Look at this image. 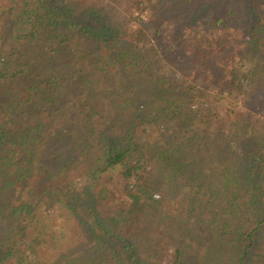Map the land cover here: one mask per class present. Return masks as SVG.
<instances>
[{"label":"trees","instance_id":"trees-1","mask_svg":"<svg viewBox=\"0 0 264 264\" xmlns=\"http://www.w3.org/2000/svg\"><path fill=\"white\" fill-rule=\"evenodd\" d=\"M9 1L0 264H264V95L248 110L264 91V0ZM112 3L147 18L118 24ZM189 6L205 12L197 28L175 16ZM163 33L180 67L163 70L154 44L130 41ZM212 84L241 103L198 120ZM115 169L121 195L95 190ZM54 210L74 221L66 243Z\"/></svg>","mask_w":264,"mask_h":264},{"label":"rangeland","instance_id":"rangeland-1","mask_svg":"<svg viewBox=\"0 0 264 264\" xmlns=\"http://www.w3.org/2000/svg\"><path fill=\"white\" fill-rule=\"evenodd\" d=\"M122 2H124L125 0H120ZM9 0H0V18L4 17V13L3 10H6V8L9 6ZM115 2V1H114ZM112 6L114 7V11L116 12L114 20L116 23L118 24H122V25H126V27H131L132 29H134L135 27L141 25V18L142 19H146L147 18V14H142L140 16V19L137 17V13L134 12L132 14H125L123 13V11H121L119 9L118 6H115L112 3ZM189 11L187 12V10L185 12L181 11L178 12L175 16H179V18L181 17H190L191 20H193L194 18L192 17H196V24H195V28H197L199 22H200V17L205 13H203V11L197 10L194 6H189L188 7ZM207 11V10H205ZM207 15L205 14V17ZM178 19V18H177ZM203 20V19H201ZM167 27V28H166ZM165 27L166 32H169V36L173 34H176V29L174 27V25H171V30H168V27H170V23L168 26ZM133 34V33H132ZM138 38V37H137ZM166 38H167V34L163 33L162 36L156 37V38H152L151 36H145L142 38V40H140L139 38L136 39L134 36L132 37V39H130V41L133 43H140L142 46L146 45L147 47H151V44H154L157 48V50L159 51L158 55H162L163 56V60L162 61H157L156 63L159 64V66H161V68L163 70H169V69H175L176 67H180L183 60L181 59L180 61H173L171 59H169V57L166 55H163V52L161 49H164L165 46L168 45V48H171V43L167 42L166 43ZM172 37L170 36V39ZM167 40H169L167 38ZM129 41V40H128ZM158 57V56H156ZM160 69V71L162 70ZM116 79H113L112 81H115ZM122 79L117 78V81L119 83H123L121 81ZM175 80L177 81L178 86H186V82H188V80L186 79V77L184 76H176ZM111 81V83H112ZM199 83V79L197 80ZM214 84H212V86L208 87L207 86V91L205 92V98L204 101H206L202 106H200L198 109L199 111L196 113V118L199 119H205L207 118V115L210 114L212 111H210L208 109V107H214V109L218 112H223V110H227V109H231L233 106L235 107L239 102L237 99H233L232 97H230L227 92H226V87L222 86V87H215L213 86ZM257 90V88L255 89ZM264 95V91H254V93L252 95H250V101H251V108L249 107L248 110L252 111V112H259L258 110V103L257 100L258 98H260L261 96ZM197 109V108H195ZM257 109V110H256ZM264 112V110H263ZM139 114H143L142 112H140ZM264 114V113H263ZM254 115V114H253ZM252 116V115H251ZM250 115L248 116V118L250 119H254L252 118ZM260 121H264V115H261V117L259 118ZM148 126L146 125H138L136 131L139 134L140 137H144L147 132V130L144 129V127H147V129L149 131H152V128H150V124L147 123ZM200 133L201 136L203 137H208V135L210 134V129H209V124H200ZM170 127V125L168 126ZM202 142H205V138L202 140ZM203 144L198 146V150H199V154L200 156H205L206 151L205 148L202 147ZM121 178L119 177V170L115 169L112 171H109L105 174H103L98 181L96 182L94 189L98 190V189H107L110 190L111 192L115 193L116 196H120V188H121ZM156 197H158V195H155ZM53 212V217L51 216V220L49 221V225L51 226V229L56 230L58 229V233H56V239L58 240V238H60V236H66V240H64V243H66L68 241V239H70V236L75 235V225H74V221L72 219H70V216L67 213H62L59 212L57 210L52 211ZM40 215V214H39ZM52 215V214H51ZM54 222V226L52 227V224ZM61 229V231H60ZM60 231V232H59ZM70 235V236H69ZM59 241V240H58Z\"/></svg>","mask_w":264,"mask_h":264}]
</instances>
